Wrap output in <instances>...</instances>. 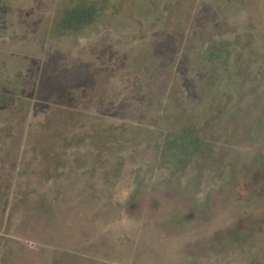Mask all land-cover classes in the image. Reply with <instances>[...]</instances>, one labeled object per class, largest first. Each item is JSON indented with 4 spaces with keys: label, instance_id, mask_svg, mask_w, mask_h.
<instances>
[{
    "label": "rangeland",
    "instance_id": "374dc122",
    "mask_svg": "<svg viewBox=\"0 0 264 264\" xmlns=\"http://www.w3.org/2000/svg\"><path fill=\"white\" fill-rule=\"evenodd\" d=\"M0 264H264V0H0Z\"/></svg>",
    "mask_w": 264,
    "mask_h": 264
},
{
    "label": "trees",
    "instance_id": "16d2710c",
    "mask_svg": "<svg viewBox=\"0 0 264 264\" xmlns=\"http://www.w3.org/2000/svg\"><path fill=\"white\" fill-rule=\"evenodd\" d=\"M99 14L100 9L96 3L80 2L64 8L60 17L56 19L55 26L61 33L79 32L93 24L98 19ZM218 49L222 50L223 48L219 47Z\"/></svg>",
    "mask_w": 264,
    "mask_h": 264
}]
</instances>
